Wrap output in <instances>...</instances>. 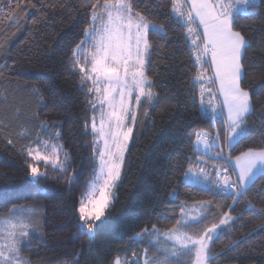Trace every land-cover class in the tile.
Returning a JSON list of instances; mask_svg holds the SVG:
<instances>
[{"label":"trees","instance_id":"1","mask_svg":"<svg viewBox=\"0 0 264 264\" xmlns=\"http://www.w3.org/2000/svg\"><path fill=\"white\" fill-rule=\"evenodd\" d=\"M15 2L0 0V121H3L0 125L3 128L0 131V215H8V209L13 206L38 209V232L27 242L22 255L31 264H109L116 255L130 260L135 252L140 261L147 245L132 239L137 232L153 224L161 231L171 227L180 217L181 203L212 200L217 205L212 208V215L191 229L190 234L218 222L219 213L229 211L231 205L235 209L231 214L240 219L227 236L213 243V251L221 252L231 241L243 240V243L216 264H264V231L256 230L264 223V216L258 211L264 208V179L257 178L249 185L247 196L238 198L236 204L210 184L183 182V170L189 163L215 172L214 164L226 167L230 161L206 156L205 164L191 150L196 133L214 135L221 129L223 119L218 118L216 122L201 119L199 92L192 86L194 57L190 58L184 30L174 20L166 19L169 0H139V11L168 28L166 37L150 34L152 50L147 74L159 99L140 108L125 156L124 173L115 187L111 207L102 218L104 222L92 238L78 226L76 209L96 163L90 129L93 111L87 102L90 97L86 87L81 89L80 73L71 67V51L83 38V29L90 18V3L21 0L20 8L14 9L18 23H12L5 17L10 10L8 5ZM53 4L55 9L46 6ZM239 28L244 29L252 45L248 60L257 61L252 65L246 63V67L255 69L250 71L249 84L256 89L264 84V65L258 62L264 54L261 47L264 20L241 19ZM35 88L40 90L42 102H38ZM145 108L148 118L143 115ZM262 112L264 106L257 101L256 114L247 121L248 138L234 144L226 155L231 154L234 159L249 147L264 146ZM41 121L60 126V143L71 154V171L63 176L50 167L45 168L47 178L37 183L31 179L25 167L26 157L21 153L29 140L21 139L17 133L22 128L30 129L34 139ZM8 139L13 141L12 145ZM220 145H224L223 136ZM245 200H250L256 211L247 210ZM148 255H156L155 250L149 248ZM180 264H190V261L181 257Z\"/></svg>","mask_w":264,"mask_h":264},{"label":"snow or ice","instance_id":"2","mask_svg":"<svg viewBox=\"0 0 264 264\" xmlns=\"http://www.w3.org/2000/svg\"><path fill=\"white\" fill-rule=\"evenodd\" d=\"M20 2L16 0L14 5H8L10 10L5 18L12 23H18L14 9L20 8ZM169 2L166 19L174 20L184 30L190 58L194 57L192 86L199 92L201 119L216 122L218 117H223L221 129H217L214 135L206 132L195 134L191 150L205 164L206 153H211L217 161H231L233 157L226 155L224 148L230 149L248 138V118L256 114L257 101L264 106V84L256 89L249 84L250 71L255 69L246 67V63L252 65L257 61L248 60V50L252 45L244 29L239 28L241 19L264 20V0ZM86 3H90V18L83 29V38L71 51V67L79 71L81 89L87 88L90 97L87 102L93 111L90 129L96 163L76 209L78 226L92 238L111 207L113 189L121 178L140 108L159 99L147 74V66L151 63L152 35L166 37L168 28L139 11V0H86ZM46 6L56 8L54 4ZM258 62L264 65V54L259 56ZM33 92L39 98L38 102H42L40 90L35 88ZM143 115L149 117L147 108ZM59 127L41 121L34 140L30 129L22 128L17 133L21 139L30 141L21 153L26 157L25 167L31 179L37 183L41 178H47V171H41L28 158L43 162L46 169L50 167L63 176H68L71 171V154L60 143ZM84 127L87 133L89 124L86 122ZM45 136L47 139L43 138ZM221 136L223 147L220 145ZM7 142L13 144L11 139ZM213 167L215 172L189 163L183 170V182L210 184L220 195L236 204L238 198L247 196L249 185L254 184L257 178L264 179V146L249 147L234 157L236 180L231 179L228 169L222 164H214ZM245 203L247 210L256 211L250 200H245ZM213 207L217 205L212 200L197 201L190 208L181 203L180 217L171 227L161 231L153 224L137 232L132 239L147 245L143 248V264H180L181 257H187L190 264H216L221 257L226 258L228 252L238 250L243 240L231 241L219 253L212 247L221 236H227L240 219L231 214L235 210L231 205L228 206L229 211L219 213L218 222L190 234L191 229L212 215ZM191 209H195L194 215ZM258 211L264 216V208ZM36 215L13 206L8 209L7 216L0 217V264H31L22 252L39 228L34 221ZM256 230L264 231V223ZM149 248L154 249L156 255L149 256ZM109 264H139V260L133 252L131 260L116 255Z\"/></svg>","mask_w":264,"mask_h":264},{"label":"rangeland","instance_id":"3","mask_svg":"<svg viewBox=\"0 0 264 264\" xmlns=\"http://www.w3.org/2000/svg\"><path fill=\"white\" fill-rule=\"evenodd\" d=\"M86 90H87V88H86ZM35 139V138H34ZM33 139V140H34ZM30 142V141H29ZM125 156H126V154H125ZM29 159V162H31V163H34L41 171H44L45 170V165H44V163L43 162H34V161H31L30 160V158H28ZM215 159V158H214ZM224 161V160H223ZM210 165H212V164H210ZM124 169H125V161H124V165H123V169H122V174H121V177H122V175H123V173H124ZM121 179V178H120ZM120 181V180H119ZM119 181L117 182V185H118V183H119ZM192 184H195V183H192ZM116 185V186H117ZM115 196V188L113 189V197ZM191 205H193V204H186V206H188V208H190L191 207ZM78 207H79V205H78ZM17 209H20V210H30V211H32V212H34V213H36L37 215L34 217V221L36 222V223H38L39 224V218H38V213H39V211H38V209L36 208V207H34V206H18V207H16ZM191 211H192V214L194 215L195 214V209H191ZM5 216H7V215H5ZM0 217H3V216H1L0 215ZM37 232H38V229H37V231H36V233H35V235L37 234ZM163 239V238H162ZM146 247V246H145ZM142 258V257H141ZM144 259V258H143ZM143 259H141L140 261H139V264H143ZM131 260V259H130Z\"/></svg>","mask_w":264,"mask_h":264},{"label":"built area","instance_id":"4","mask_svg":"<svg viewBox=\"0 0 264 264\" xmlns=\"http://www.w3.org/2000/svg\"><path fill=\"white\" fill-rule=\"evenodd\" d=\"M198 90V89H197ZM218 118H221V119H223V117H218ZM228 150H230L229 148H225V154H227V152H228ZM226 168L228 169V175H230V177H231V179L232 180H236V177H235V174H234V172H233V170H232V167H231V165H230V163L229 162H227V164H226ZM215 189V188H214ZM216 190V189H215Z\"/></svg>","mask_w":264,"mask_h":264},{"label":"crops","instance_id":"5","mask_svg":"<svg viewBox=\"0 0 264 264\" xmlns=\"http://www.w3.org/2000/svg\"><path fill=\"white\" fill-rule=\"evenodd\" d=\"M205 155L208 156V157H212V156H211V153H206ZM212 158H215V157H212ZM233 165H234V159L231 160V166H232V169H233ZM234 174H235V172H234ZM235 176H236V174H235ZM258 176H259V174H258Z\"/></svg>","mask_w":264,"mask_h":264}]
</instances>
